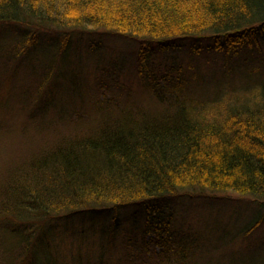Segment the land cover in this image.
I'll use <instances>...</instances> for the list:
<instances>
[{"label":"trees","instance_id":"trees-1","mask_svg":"<svg viewBox=\"0 0 264 264\" xmlns=\"http://www.w3.org/2000/svg\"><path fill=\"white\" fill-rule=\"evenodd\" d=\"M0 22L72 30L49 41L35 30L21 32L15 42L0 35L1 69L36 82L33 94L20 86L19 110L29 115L38 137L51 125L58 130L51 147L0 166V245L15 261L37 264L44 258L38 245L44 243L47 262L60 264L64 254L53 244L57 229L48 224L84 213L99 219L93 225L107 228L108 244H114L124 231L120 226L129 225L123 211L143 205L145 215L130 218L138 230L126 231L143 236L142 242L128 241L132 248L123 246L127 264H195L189 257L196 252L201 254L196 264H238L235 255L221 250L225 242L208 244L193 231L172 246L175 214L158 203L169 196L213 197L233 190L264 204V0H0ZM99 29L138 43L133 61L149 104L122 98L130 89L118 65L115 70L102 64L97 92L85 91L75 70L59 71L69 65L72 34ZM176 44L194 50L205 44L214 54H244L247 66L258 64L239 71V85L231 77L238 68L230 65L225 86L204 87L205 75L188 81L182 71H161L156 62L148 73L146 54ZM64 78L70 85H63L67 100L81 96L82 104L53 111ZM5 85L0 80L1 133L7 131L3 126L14 132L12 121L18 123ZM195 86L200 96L190 91ZM212 113L217 115L207 119ZM104 254L101 248L97 264H106Z\"/></svg>","mask_w":264,"mask_h":264},{"label":"rangeland","instance_id":"rangeland-1","mask_svg":"<svg viewBox=\"0 0 264 264\" xmlns=\"http://www.w3.org/2000/svg\"><path fill=\"white\" fill-rule=\"evenodd\" d=\"M34 30L41 35L40 37L44 41H49L54 36L58 37L62 32L72 31L71 29H40L34 26L26 28V25L21 23L18 25L16 23L3 24V22H0V35L3 40H7L8 37L10 42H15L14 37H17L21 32L29 34V32ZM138 47L139 45L136 41L102 29L76 35L72 34L68 48L69 52H67V56L70 59L69 65L60 67L59 71L61 73L67 71L64 74L69 75V71L75 70V72L80 74L82 88L84 87L87 92H97L100 84L98 79L99 75H101L100 67L102 64L109 65L115 70H118V65L123 70H119L117 74L120 75L122 83L130 89L129 93L125 90L123 91L122 98L129 97L130 99L149 104L151 102L149 92L143 86L145 83L138 74L136 62L133 61L138 58ZM208 49L205 44L199 50H194L188 44H176L169 47V49L157 52L154 49L146 54L147 66L150 69L148 73L152 69V63L156 62L157 68L161 71L169 70L174 72V74H177V70L182 71L185 74L183 78L188 77V81L190 78L194 82L196 81L192 75H198L199 78L205 75L204 82L201 81L200 84L199 81L198 83L204 87L208 86L206 83L210 82L225 86L230 81L228 78L229 73H225L227 66L230 65L238 68V70L233 71L238 73L236 75L231 74V77L239 85L243 81L239 71L258 64L256 62L251 66H247L245 63L246 55L244 54L227 58L222 54H214V51ZM68 79L64 78L60 81L59 94L55 101L53 99L52 104L54 106L50 108L51 110H58L62 106H70L72 103L82 104L79 102L83 99L81 96L72 98L71 101L67 100L68 96L63 85L70 86ZM0 80H4L6 82L5 87H9L10 95H8L7 100L9 99L12 102L11 112L14 113L13 118L18 121V123L12 121L14 132H11V126H3V128L7 129L6 133H1L0 131V140H3L0 144V166H2L10 158L23 156L32 151L43 150L45 145L51 147L53 143H56L54 139L58 130L55 129L56 126L51 125V127L41 131L38 137V134H34L37 133L35 128L30 126L29 115L23 114L22 109L19 110L18 108L19 101L17 99H19L20 86H23V88L33 94L37 90L36 82L24 77L22 73L12 74L11 72L3 71L1 67ZM106 83L111 87L113 86L112 83ZM195 88L197 86L192 87L190 91L197 94L196 96H200V88L198 87L197 90ZM112 92L121 94V90L115 87H112ZM0 115H2V112H0ZM216 115L214 113L207 115V119L212 120L210 118ZM2 122L3 119L0 117V123ZM260 203L253 196L230 190L224 193H214L213 197L210 195L202 196L197 193L188 195L185 198L169 196L163 202H159L158 205L166 211L171 210L175 214L173 222L176 228L172 246L178 247L181 238L186 237L185 235L188 236L190 231H193L197 237L202 238L208 244L216 245L225 242L227 246L221 250H227L235 255L236 258L234 260L238 264H264V204ZM123 212L129 216V225L124 226L122 224L120 226L124 231L120 236H115L114 244H108V232L107 228H104L107 220L103 222L104 229H102L98 225H93V222L99 219H94L90 213L76 215L67 220L50 221L48 227L57 229L53 238L54 248L59 256L64 254V259H61L60 264H97L102 258L100 257L101 248L105 252L104 260L106 264H127V259L123 260L125 254L123 246H131L128 241L142 242L143 239V236H131L126 232L127 230H138L140 226L132 224L130 218L136 213L139 217L145 215L146 206H133L126 208ZM250 225H252V228L249 227ZM67 226L68 228L65 229ZM120 231L121 229L119 228L118 232ZM229 234L233 236L230 241H228ZM150 236H147L144 240H148ZM6 240H9L8 236ZM4 246L3 244L0 245V249L3 250L0 251V262L2 264H18L15 261L14 253H11L9 248ZM38 247L42 249L41 252L44 258L40 262L38 260L37 264H49L45 258V244L38 245ZM233 255L231 256L233 257ZM189 258L190 261L196 264L200 262L201 254L199 252L192 253Z\"/></svg>","mask_w":264,"mask_h":264}]
</instances>
